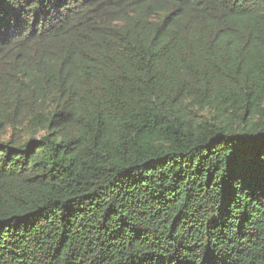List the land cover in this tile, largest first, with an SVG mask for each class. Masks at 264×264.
Listing matches in <instances>:
<instances>
[{"label":"trees","instance_id":"1","mask_svg":"<svg viewBox=\"0 0 264 264\" xmlns=\"http://www.w3.org/2000/svg\"><path fill=\"white\" fill-rule=\"evenodd\" d=\"M0 264H264V0H0Z\"/></svg>","mask_w":264,"mask_h":264}]
</instances>
